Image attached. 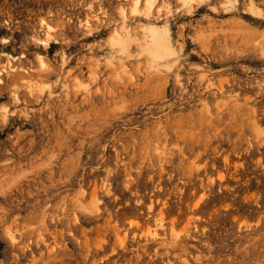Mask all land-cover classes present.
Segmentation results:
<instances>
[{
	"label": "rangeland",
	"instance_id": "374dc122",
	"mask_svg": "<svg viewBox=\"0 0 264 264\" xmlns=\"http://www.w3.org/2000/svg\"><path fill=\"white\" fill-rule=\"evenodd\" d=\"M149 2L0 0V264H264V0Z\"/></svg>",
	"mask_w": 264,
	"mask_h": 264
},
{
	"label": "bare ground",
	"instance_id": "6f19581e",
	"mask_svg": "<svg viewBox=\"0 0 264 264\" xmlns=\"http://www.w3.org/2000/svg\"><path fill=\"white\" fill-rule=\"evenodd\" d=\"M147 1V0H146ZM148 1H150L149 3H148V7H149V5L151 4H153V2H155L156 0H148ZM146 6V7H147ZM152 7V6H151ZM150 7V8H151ZM149 13V12H148ZM147 13V14H148ZM163 30L165 31V32H167V28H166V25H164L163 27ZM149 34H150V38H152V40H151V47H152V51H151V55H152V57L156 60V59H158L160 56H161V50H160V48L163 46V42H162V39H160V37L158 36V28H157V26H155V25H153V24H148V26H146L145 28H144ZM115 34H116V32H115ZM125 34H126V31H125ZM114 35V34H113ZM126 35H128V33L126 34ZM161 37H162V35L161 34H159ZM129 37V36H128ZM126 39V38H125ZM130 40V39H129ZM123 41V40H122ZM162 44V45H161ZM43 62V61H42ZM13 237V236H12Z\"/></svg>",
	"mask_w": 264,
	"mask_h": 264
}]
</instances>
